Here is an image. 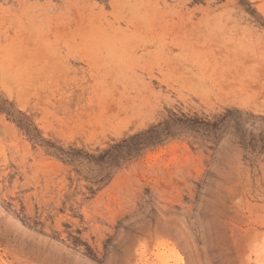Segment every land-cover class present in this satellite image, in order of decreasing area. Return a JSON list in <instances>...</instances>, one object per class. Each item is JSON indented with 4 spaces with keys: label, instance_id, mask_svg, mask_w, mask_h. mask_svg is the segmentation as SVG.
<instances>
[{
    "label": "rangeland",
    "instance_id": "rangeland-1",
    "mask_svg": "<svg viewBox=\"0 0 264 264\" xmlns=\"http://www.w3.org/2000/svg\"><path fill=\"white\" fill-rule=\"evenodd\" d=\"M0 264H264V0H0Z\"/></svg>",
    "mask_w": 264,
    "mask_h": 264
}]
</instances>
